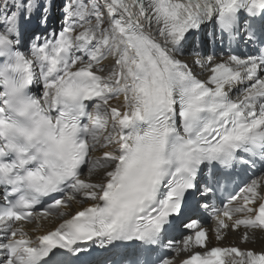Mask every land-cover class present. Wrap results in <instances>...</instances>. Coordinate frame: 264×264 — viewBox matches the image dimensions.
Masks as SVG:
<instances>
[{
  "label": "snow or ice",
  "instance_id": "1",
  "mask_svg": "<svg viewBox=\"0 0 264 264\" xmlns=\"http://www.w3.org/2000/svg\"><path fill=\"white\" fill-rule=\"evenodd\" d=\"M37 8L46 23L38 0L0 4V264H67L117 242L140 250L112 264H171L193 246L205 251L182 264H264V249H209L191 215L203 208L216 240L264 230V177L201 203L264 167V0H66L59 31L21 50ZM225 41L251 51L202 56ZM184 216L189 234L167 238Z\"/></svg>",
  "mask_w": 264,
  "mask_h": 264
},
{
  "label": "bare ground",
  "instance_id": "2",
  "mask_svg": "<svg viewBox=\"0 0 264 264\" xmlns=\"http://www.w3.org/2000/svg\"><path fill=\"white\" fill-rule=\"evenodd\" d=\"M215 58L220 59V58H224V57H215ZM195 59H197V57L187 58L186 61L191 64V61H193ZM194 71L198 75L201 73V69L199 67H194ZM207 75H208L207 71H204L203 74L199 75V76L206 79ZM85 205H82V206H85ZM82 206H77V205L73 204V213H74L76 208H80ZM65 218H67V217H65ZM62 219L63 218L52 217L49 220L44 221L42 223L41 232H43L44 230L56 227L62 221ZM227 230L230 232V234L226 235V237L223 238L222 242L225 244H239L243 247H251V248H255V249H261L264 247V232H262L260 230H250L249 234H251V237L249 238V240L247 242L241 241V237L244 234L243 229H241L239 231H233L231 229H227Z\"/></svg>",
  "mask_w": 264,
  "mask_h": 264
}]
</instances>
